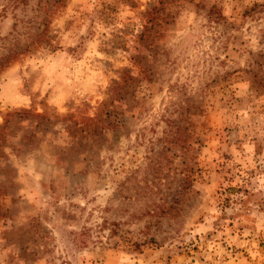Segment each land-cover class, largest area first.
<instances>
[{
    "label": "rangeland",
    "instance_id": "1",
    "mask_svg": "<svg viewBox=\"0 0 264 264\" xmlns=\"http://www.w3.org/2000/svg\"><path fill=\"white\" fill-rule=\"evenodd\" d=\"M0 264H264V0H0Z\"/></svg>",
    "mask_w": 264,
    "mask_h": 264
},
{
    "label": "clouds",
    "instance_id": "2",
    "mask_svg": "<svg viewBox=\"0 0 264 264\" xmlns=\"http://www.w3.org/2000/svg\"><path fill=\"white\" fill-rule=\"evenodd\" d=\"M157 54V59H159V49L154 50ZM147 71V69H146ZM135 179V174H133L132 176H129L127 180H123V182L120 184L119 189H114L115 193H116V201L117 203L120 202L122 194L128 193V195H125L123 198L125 200H131L133 198V196L131 195L133 192L136 193V195H140L141 193V184L140 183H135V184H130V182H132ZM143 191L146 193L147 189L146 187L143 189ZM125 211H127V207H125L124 209ZM145 215H147V213H145Z\"/></svg>",
    "mask_w": 264,
    "mask_h": 264
}]
</instances>
